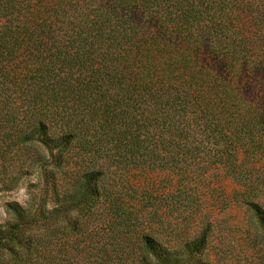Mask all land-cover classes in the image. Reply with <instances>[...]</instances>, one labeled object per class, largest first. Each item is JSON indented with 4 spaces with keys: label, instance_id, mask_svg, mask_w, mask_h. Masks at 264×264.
Wrapping results in <instances>:
<instances>
[{
    "label": "trees",
    "instance_id": "obj_1",
    "mask_svg": "<svg viewBox=\"0 0 264 264\" xmlns=\"http://www.w3.org/2000/svg\"><path fill=\"white\" fill-rule=\"evenodd\" d=\"M35 141L77 169L74 201L113 202L133 264L200 248L209 224L188 239L155 198L131 214L112 195L132 170L177 176L189 216L218 175L264 224V0H0V159ZM50 244L11 264H53Z\"/></svg>",
    "mask_w": 264,
    "mask_h": 264
},
{
    "label": "rangeland",
    "instance_id": "obj_2",
    "mask_svg": "<svg viewBox=\"0 0 264 264\" xmlns=\"http://www.w3.org/2000/svg\"><path fill=\"white\" fill-rule=\"evenodd\" d=\"M56 154L57 149L35 141L17 149L8 162L0 159V264H11L13 252H21L37 232L50 235L53 264H133L132 257H126L136 249L135 234L124 240L117 227L108 226L113 202L98 203L89 194L74 201L70 183L77 169L72 164L57 168ZM137 171L124 174L125 184L112 195L131 214L146 213L144 203L155 198L173 213L171 221L191 218L188 239L209 224L200 248L186 251L177 246L178 252L167 260L153 257L150 264H264V224L247 211L235 183L216 175L212 194H203L202 185H195L196 212L189 216L172 208L183 199L176 193L177 176L166 177V171L158 170L142 176Z\"/></svg>",
    "mask_w": 264,
    "mask_h": 264
}]
</instances>
